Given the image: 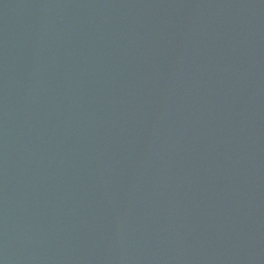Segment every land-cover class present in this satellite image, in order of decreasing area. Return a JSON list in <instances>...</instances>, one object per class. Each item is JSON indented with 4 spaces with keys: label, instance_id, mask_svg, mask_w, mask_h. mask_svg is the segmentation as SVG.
Here are the masks:
<instances>
[{
    "label": "water",
    "instance_id": "95a60500",
    "mask_svg": "<svg viewBox=\"0 0 264 264\" xmlns=\"http://www.w3.org/2000/svg\"><path fill=\"white\" fill-rule=\"evenodd\" d=\"M0 264H264V0H0Z\"/></svg>",
    "mask_w": 264,
    "mask_h": 264
}]
</instances>
